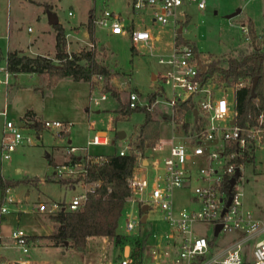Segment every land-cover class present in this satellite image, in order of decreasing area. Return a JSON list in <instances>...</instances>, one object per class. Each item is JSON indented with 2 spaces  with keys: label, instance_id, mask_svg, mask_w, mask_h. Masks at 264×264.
Listing matches in <instances>:
<instances>
[{
  "label": "rangeland",
  "instance_id": "1",
  "mask_svg": "<svg viewBox=\"0 0 264 264\" xmlns=\"http://www.w3.org/2000/svg\"><path fill=\"white\" fill-rule=\"evenodd\" d=\"M102 1L104 2L102 3ZM128 1L0 0V65L4 64L3 58L6 54L4 44L8 41L17 42L18 48L26 51L29 43L33 39H37L32 47L36 53L54 54L52 33L55 35V30L54 25L48 24L50 14L56 16L58 24L66 29L69 28V33L72 26H77L78 31L70 33L69 40L71 42L68 52L78 53L81 50H92L95 60L109 70L111 74L109 84L118 93L121 103L127 105L128 94L135 92L139 98L138 102L142 104L144 100L153 99L152 94L160 95L161 93H157V91L163 88L164 95L157 98L159 102L151 106L150 110L144 109L150 113L152 118L159 120L165 118L159 127L161 148L154 151L147 149L146 151L150 161H157L156 172L161 173L163 159L169 155L171 141L174 143L180 141L182 144L184 142L193 143L184 139L177 132L168 115L170 109L160 102L165 97L172 96L170 87L157 78L168 70V66L157 63L154 57L148 56L145 49L137 47L135 53L132 54V44L127 33L112 35L107 32V28L91 26V24L95 38L85 39L80 32L81 29L85 31L87 29L88 10L93 8L89 15H97L103 6L118 15L120 24L125 28L130 27L132 23L134 27L150 29L154 34L160 35L162 38L167 37L169 41L172 40L173 31L170 26L162 27L152 23L149 10L136 13L131 9ZM237 9H240L241 12L229 18L228 16ZM263 12L264 0H206L204 11L199 10L193 3L185 4L177 9V18L182 21L180 24L184 26L181 40L192 45L195 44L193 42L195 41L199 51L213 54L215 57L213 60H224L228 56L236 55L239 51L250 49V41L245 39L240 27L241 24H247V17L254 21L255 29L260 35L258 42L264 40ZM163 41L155 45L156 48H161L160 51L163 50L165 43ZM100 48L103 49L100 50ZM28 56L33 55L29 54ZM151 74L156 75V78ZM1 78L2 73L0 72ZM9 83L12 85V90L7 92V95L4 90L10 84L7 86L0 84V110L4 105L7 119L18 123L19 116L26 108H35L37 112L42 111L43 118L70 121L72 125L66 137H54L48 132H42L41 138L35 139L33 144L18 146L10 153L8 160L0 161V175L4 179L14 181L13 185H10L5 191V195H9L12 202L0 198V206L5 205L7 208L5 212H0V238L4 240L9 239L10 230L15 227L22 228L27 234H37L46 230L52 220L47 213L37 210L38 203L42 202L48 205L52 201L66 202L82 188L84 183L78 179V175L53 173L56 167L67 159L68 155L65 154L64 149L67 140L71 145L81 146L85 144L87 134L91 137L95 130L112 127L114 130L109 132L110 135L121 130L126 134L125 138L116 139L114 143L110 142L106 146H90L88 152L98 154L118 151L125 146L128 137L129 142L134 143L138 132L134 126L141 124L144 120L142 111H133L127 117L111 122L108 118H114L113 109L117 104L114 98L103 89V79L101 83H86L62 78L47 87L44 75L19 73L16 77L11 75ZM215 83L222 90L217 92V95L225 96L231 102L235 100V85L227 87L223 82L215 81ZM100 93H104L106 99L100 101L96 106L91 105L89 98H97ZM188 118L190 119V117ZM91 121L93 129H88ZM26 132L33 134L30 130ZM113 138L115 139L116 136L114 135ZM78 152L80 151H76V154ZM193 160L195 161L192 166L193 170L208 164L205 157ZM52 161L59 165H54ZM147 171L149 178L156 174L150 167ZM241 174L240 187L243 207L264 219V151L258 153L254 161L246 162L241 169ZM59 180H66V182L61 183ZM202 183L194 174L183 187L173 190L172 204L175 212L190 206V201L195 195L194 187ZM138 207V201L126 199L117 228L122 232L129 231L124 236L129 241L133 253L131 262H137L138 255L141 254L142 257L146 249L150 254L148 247L154 238L173 232L164 218L165 212L157 205H150L148 209L144 210L147 217L146 221H143V225L140 226L139 223L142 222L139 221V216L143 211ZM129 211L130 217L136 220L131 231L126 230L124 226ZM213 226L214 223L211 221L196 222L193 228L195 233L210 237L213 234ZM136 229L137 234L134 235L132 231ZM237 232L221 231L213 236L216 245L228 242L239 234ZM142 236H146V240L143 249L140 250L139 244L134 239L137 238L138 241ZM165 240L167 241L166 238ZM153 246L155 245L151 247ZM174 251L176 252V246H174ZM3 252L9 255L18 252V248L16 250V246H13L4 249ZM97 252L100 253L101 250ZM82 253L83 250H76L71 246L59 245L45 239L30 242L27 251L33 263L37 264H78L77 260L82 256ZM94 253L93 249L91 252L90 250L86 251L85 261H92L96 258L93 264H97L98 255H94ZM113 259L111 253L107 252L100 259L101 263L98 264H107L106 261L110 262Z\"/></svg>",
  "mask_w": 264,
  "mask_h": 264
},
{
  "label": "built area",
  "instance_id": "2",
  "mask_svg": "<svg viewBox=\"0 0 264 264\" xmlns=\"http://www.w3.org/2000/svg\"><path fill=\"white\" fill-rule=\"evenodd\" d=\"M189 3L195 4L202 11L206 8V0L128 1L134 12L149 10L152 23L172 28L173 39L168 52L160 51V47H155L161 42L159 35L146 28H125L120 24L118 15L103 6L97 15H89L91 26L107 28L109 33L114 35L127 33L135 50L137 47L145 49L157 63L168 66V70L157 78L170 87L172 96L165 97L160 102L170 109L168 115L175 128H184L188 125L185 138L193 142L171 145L169 155L163 159L161 173L156 172L157 161H150L149 156L144 151L137 150L134 143L129 142L119 149L118 155L132 154L135 157V164L128 179L129 198L140 204H146L147 208L150 205L159 206L165 212L164 218L173 231L165 235L169 240L165 246L155 245L150 248L152 256L150 264H264V219L243 207L240 187L242 167L246 162L254 161L257 154L264 151V111L254 119V123L238 125L235 100L231 102L225 96L217 95V92L222 90L212 79L202 76L206 65L198 52L186 41H177L178 29L181 27L183 30L180 24L182 21L177 18V9ZM240 27L245 39L250 41L247 24H242ZM68 38L69 34H64V50L67 53L70 44ZM90 46L92 47V44ZM201 66L205 67L204 71ZM0 72L2 73L0 84L7 86L12 74L6 69L5 63L0 65ZM102 79L100 74H95L91 76L89 82L101 83ZM243 85L244 82L236 83L235 91ZM157 93L161 94L154 93L153 99L144 100L141 104L138 102V95L130 92L127 97L128 108L150 110L151 106L159 102L157 98L164 95L163 88ZM105 99V94L100 93L97 98H89V102L96 106ZM184 104H187V108L182 109ZM194 110L197 111L196 117ZM0 116L3 118L0 126V161L8 160L10 153L18 146L33 144L35 139L41 138L42 132H48L54 137H66L72 125L70 121L35 117L19 118L18 123H15L7 119L5 106L0 111ZM29 130L33 134L26 132ZM109 143L110 138L106 132H95L86 140L84 146L71 145L67 140L64 146L67 159L63 164H58L53 173L83 175L85 163L103 160V155H90L87 151L88 147L106 146ZM160 148L159 141L145 149L154 151ZM76 151L82 152L76 154ZM204 157L208 164L193 170L192 166L195 164L193 159ZM143 161L156 172L153 177L149 178L142 170ZM236 169H239L240 175L236 177L229 190L230 179L234 177ZM194 174L203 183L194 187L195 195L191 199L190 206L175 212L172 204L173 190L183 187ZM83 183L82 188L68 201H52L48 205L39 202L37 210L52 214L60 209L77 208L84 201L86 193L98 184V182ZM229 197L230 201L227 205ZM3 200L12 202L9 195H4ZM6 210L5 205L0 206V212ZM209 221L214 225L221 224L218 234L221 231H238L239 234L222 245H216L214 239L210 241L204 234L194 232V223ZM135 223L136 220L129 216L124 226L126 230H131ZM8 238L10 244L20 248L22 252L27 251L26 233L22 228H12ZM5 245L7 244L0 239V246ZM0 264L37 263L26 258L10 259L0 254ZM109 264H130V261L126 258H117Z\"/></svg>",
  "mask_w": 264,
  "mask_h": 264
},
{
  "label": "trees",
  "instance_id": "3",
  "mask_svg": "<svg viewBox=\"0 0 264 264\" xmlns=\"http://www.w3.org/2000/svg\"><path fill=\"white\" fill-rule=\"evenodd\" d=\"M87 36L92 38V27L89 18L86 23ZM250 36V49L239 51L236 55L228 56L226 59L212 60L205 64L206 70L202 73L204 78H210L214 82H223L225 86L231 87L238 82H244L242 87L235 91V102L238 125L254 123V119L264 111V40L258 42L253 22L247 21ZM54 54L53 57L46 55L28 56L20 51L6 52L3 61L6 69L12 75L28 73L44 75L46 86H52L62 78H70L73 81L89 82L91 76L100 74L103 77V89L114 98L116 107L113 122L127 117L133 111H142L144 120L138 126L135 148L143 151L146 147H152L159 142L160 121L151 117L150 113L143 109H131L120 102L118 93L109 84L111 74L109 70L95 60L92 50L80 51L78 53H67L64 50V33L60 24L54 26ZM180 35L177 41H180ZM196 50L195 46H193ZM131 52L134 47H131ZM55 61V62H54ZM254 77L257 82L254 88L255 97L251 95V85ZM154 94H152V97ZM187 108V104L182 109ZM20 118H34L30 111H25ZM103 160L93 163H85L84 174L79 175L86 183L98 182L91 191L86 193L82 204L75 209H60L55 213L47 214L53 222L54 229L47 234L54 243L69 245L76 250L85 247L89 236H107L113 239L114 244H120L125 237L116 231L118 219L121 215L124 201L130 196L128 179L131 176L135 164L132 154L118 155L117 151L102 156ZM239 163V161L237 162ZM65 183L66 180H59ZM13 180L4 179L0 175V198L3 200L6 189L13 185ZM72 184V183H71ZM140 226L143 225L139 223ZM210 236L209 240L213 241ZM146 236L137 241L139 249L142 250ZM130 257L133 256L130 249ZM141 260V254L137 261Z\"/></svg>",
  "mask_w": 264,
  "mask_h": 264
},
{
  "label": "crops",
  "instance_id": "4",
  "mask_svg": "<svg viewBox=\"0 0 264 264\" xmlns=\"http://www.w3.org/2000/svg\"><path fill=\"white\" fill-rule=\"evenodd\" d=\"M250 1V0H249ZM93 8H90L89 10H88V16H87V20H88V18H89V12L92 10ZM204 11V10H203ZM240 12H241V10H240ZM238 15V14H237ZM263 16H264V12H263ZM187 19H189L188 17H186ZM248 18V20H251L252 22H253V25H254V21L252 20V18H250V17H247ZM57 23H58V20H57ZM242 23V22H241ZM240 23V24H241ZM49 24V23H48ZM242 25V24H241ZM183 26V25H182ZM61 27L63 28V33L64 34H66V33H68L69 34V37L71 36L70 35V33L72 32V33H76L77 31H78V29L76 28L77 26H72L71 28V31H70V33L68 32L70 29L68 28V29H66V28H64L62 25H61ZM130 27H132V28H140V27H138V26H136V27H134L133 26V24L131 23V25H130ZM184 27V26H183ZM74 28V29H73ZM254 29H255V26H254ZM264 29V28H263ZM262 29V30H263ZM27 30H29V28H27ZM108 30V29H107ZM178 31H179V29H178ZM177 31V33H178V35H180L181 37H182V32L179 34V32ZM183 31V30H182ZM80 32H81V35L86 39V38H88V36H87V32L84 30V29H81L80 30ZM108 33H109V31H107ZM255 32L257 33L258 31L255 29ZM53 34V39H54V33H52ZM110 34V33H109ZM112 35H114V34H112ZM257 35H258V37L260 36L258 33H257ZM74 36V35H73ZM160 36V35H159ZM181 37H180V40H181ZM92 38H95L94 37V30L92 29ZM160 38H161V41L162 40H164L165 41V43H164V45L166 44V46H164L163 44V50L165 51V52H168L169 50H170V48H171V44H172V40L171 41H169L168 40V38L166 37V38H162L161 36H160ZM172 39H173V37H172ZM36 40L37 39H33L32 40V42H30L29 43V45L26 47V51L25 50H23V49H21V48H18V44H17V42H10V41H8V42H6L5 44H4V47H5V49H6V52H9V51H20V52H22L23 54H25V55H29V54H32V55H46V56H53V54L51 55V54H45V53H36L33 49H32V47H34V45H35V42H36ZM68 40H69V38H68ZM70 41V40H69ZM163 41V42H164ZM193 41V40H192ZM54 42H55V39H54ZM71 42V41H70ZM195 44L194 45H192V46H195V48H196V51L198 52V54L200 55V58H201V60L203 61V63L204 64H208V63H210L215 57H214V55L213 54H205L204 52H201V51H199L198 50V48H197V43L195 42V41H193ZM103 48H100V50H102ZM135 49H134V51L132 52V54H134L135 53ZM26 52V53H25ZM213 55V56H212ZM149 56V55H148ZM211 56V57H210ZM19 74V73H18ZM18 74H16V75H18ZM16 75H13L14 77H16ZM154 76L155 78H156V75H154V74H151V76ZM113 81V79L111 78V82ZM82 82V81H81ZM86 83H88V82H86ZM10 84V83H9ZM11 90H12V85L10 84V86H7V89H5L4 90V93L7 95V92L9 93V92H11ZM3 107H4V105H3ZM3 107H2V109H3ZM30 111L32 114H33V116L35 117V118H37V119H46V118H43L42 116V111H40V112H37L36 111V109L35 108H26L24 111H23V113H22V115L24 114V112L25 111ZM114 110V109H113ZM1 111V110H0ZM21 115V116H22ZM21 116H19V118L21 117ZM0 118H1V120H0V126H1V123H2V120H3V118L0 116ZM111 122H113V118H111V117H109L108 118ZM154 119H156V118H154ZM156 120H159V119H156ZM160 121V124H161V122L162 121H165V118H163L162 120H159ZM166 121H168V120H166ZM91 125V126H90ZM140 124H138V125H136V126H134V128H136V129H138V126H139ZM188 125H185L184 126V128H175L176 130H177V132H179L181 135H182V137L184 138V139H186L185 138V134L187 133V131H188ZM88 129H93L92 128V121L90 122V124H89V127H88ZM114 129L112 128V127H107L106 129H98V130H95V132H106L107 133V135L109 136V138H110V142L111 143H114V141L116 140V139H119V140H121V139H123V138H125V136H126V134L123 132V131H121V130H118L115 134H113V135H110L109 134V132L110 131H113ZM95 132H93V134L95 133ZM120 132H122L123 133V136L122 137H118V133H120ZM92 134V135H93ZM131 134V133H130ZM114 135L116 136V138L114 139L113 137H114ZM130 136V135H129ZM175 137V136H174ZM174 137H173V139H174ZM88 138H90L89 136H88V134L86 135V137H85V139L87 140ZM86 140H85V142H86ZM129 137H128V139H127V142H126V144L127 143H129ZM159 141H160V135H159ZM84 142V143H85ZM180 141H178L177 143H179ZM160 143H161V145H162V142L160 141ZM125 144V145H126ZM173 144H175L174 142H170V146H169V149H170V147H171V145H173ZM85 144H83V145H81V146H84ZM89 148V147H88ZM88 151V150H87ZM144 152H145V154L147 155V153H146V149H144L143 150ZM82 151H80V152H78L79 154L81 153ZM90 155H105V154H108V153H112V152H108V153H98V154H95V153H91V152H88ZM65 161V160H64ZM52 163L54 164V165H58L59 163H54L53 161H52ZM143 163V168H142V170L146 173V175H148V171H147V169H148V165H146V162L145 161H143L142 162ZM126 199H131V198H129V197H127ZM125 199V200H126ZM134 200V199H133ZM191 202V201H190ZM139 203V202H138ZM140 206H141V204L139 203V210H140ZM148 209V208H147ZM144 214H145V216H144V220L146 221V217H147V214H146V212H143ZM131 213H130V211L129 212H127V218L129 217V216H131L130 215ZM142 217V214L139 216V219ZM143 220V221H144ZM118 222H119V219H118ZM118 224L119 223H117V227H116V231L118 232V233H120V234H123V235H125V234H128V232L129 231H127V232H122V231H119L117 228H118ZM54 229V227H53V222L49 225V227L46 229V230H44V231H42V232H40V233H37V234H27L26 233V239H27V244H28V247H29V245H30V242H33V241H36V240H41V239H45V240H50V241H53L51 238H48L46 235L47 234H49V233H51L52 232V230ZM131 231V230H130ZM133 232V234L135 235V234H137V229L136 230H134V231H132ZM131 232V233H132ZM237 233H239V232H237ZM238 235V234H237ZM165 238L167 239V237L165 236V235H160L159 237H156V238H154L153 239V241H152V244L150 243L149 244V247L148 248H151V246L152 245H159L160 247L163 245V244H166L167 243V241H169V240H165ZM1 239V238H0ZM1 241L3 242V243H6L7 245H5V246H0V254L2 255V256H4V257H7V258H10V259H18V258H26V259H29L31 262H33L31 259H30V257H29V255L27 254V251H28V248H27V251L26 252H22L21 250H20V248H18L17 246H16V250H17V248H18V252H14V253H12V254H9V255H7L6 253H4L3 252V250L4 249H8V248H11V247H13L14 245H12V244H10V240L9 239H7V240H4V239H1ZM164 241H166V242H164ZM156 243V244H155ZM10 244V245H9ZM151 245V246H150ZM64 246H70L69 245V242H67V245H64ZM15 247V246H14ZM95 250V253H94V255L96 254V255H98L97 256V261H98V263H101V258L102 257H104V255L107 253V252H110L111 253V255L113 256V258L114 259H117V258H126V259H128L129 261H130V264H150V261H151V254H149V251H147V249L145 250V252L142 254V257H141V260L138 262H135V261H133V262H131V257H130V255H129V253H130V249H131V247H130V244H129V241L127 240V238L126 237H124L123 238V240H122V242L120 243V244H114V242H113V239L111 238V237H107V236H89V237H87V240H86V243H85V247H84V249H82L83 250V253H82V256H80V258L77 260L79 263L78 264H93V261L96 259V258H94V259H92V261H89V260H87V261H85V252L86 251H89L90 250V252H91V250ZM99 250H101V252L100 253H98L97 251H99ZM101 255V256H100ZM100 256V257H99ZM113 259V260H114ZM113 260H111V261H113ZM110 261V262H111ZM109 261H106V263L108 264V263H110ZM97 263V264H98ZM42 264V263H41ZM70 264H74V263H70Z\"/></svg>",
  "mask_w": 264,
  "mask_h": 264
},
{
  "label": "water",
  "instance_id": "5",
  "mask_svg": "<svg viewBox=\"0 0 264 264\" xmlns=\"http://www.w3.org/2000/svg\"><path fill=\"white\" fill-rule=\"evenodd\" d=\"M239 13H240V9H237L232 14H230L228 17L229 18H232V17L236 16ZM48 23L50 25H55L57 23L56 16L50 14L48 16ZM178 32H179V34L182 32V28L181 27L179 28V31ZM204 68H205L204 66H201L202 71H204ZM256 82H257V77H254L253 80H252V85H251V95H252V97H255L254 88H255ZM194 115L196 117V115H197V111L196 110H194ZM122 136H123V133L122 132L118 133V137H122ZM239 175H240V171H239V169H236L234 177H232L230 179L229 190L231 189L232 185L234 184L236 177H238ZM229 201H230V197L227 200V203H226L227 205L229 204ZM146 209H147V205L146 204H141L140 210L144 212V210H146ZM224 210H225V208H224ZM144 216H145V214L142 213V217L139 219V221L143 222ZM220 227H221V224L220 223H216L214 225V229H213V235L214 236H216L218 234V231H219Z\"/></svg>",
  "mask_w": 264,
  "mask_h": 264
}]
</instances>
